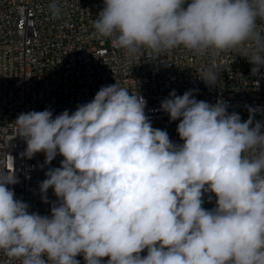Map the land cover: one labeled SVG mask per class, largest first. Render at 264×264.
I'll use <instances>...</instances> for the list:
<instances>
[{
  "label": "clouds",
  "instance_id": "9594fccd",
  "mask_svg": "<svg viewBox=\"0 0 264 264\" xmlns=\"http://www.w3.org/2000/svg\"><path fill=\"white\" fill-rule=\"evenodd\" d=\"M92 35L108 39L132 66L183 47L209 58L198 76L217 81L216 58L234 51L264 67V0H103ZM53 18L62 0H50ZM146 101L117 83L69 113H21L14 132L24 155H57L40 191H54L51 215L30 213L0 169V253L7 264H264V123L173 90L160 108L179 120L174 144L153 128ZM213 193L216 206L202 205ZM47 203L46 196L43 197ZM211 199V198H210ZM147 250L146 255H141Z\"/></svg>",
  "mask_w": 264,
  "mask_h": 264
},
{
  "label": "built area",
  "instance_id": "2783aa9c",
  "mask_svg": "<svg viewBox=\"0 0 264 264\" xmlns=\"http://www.w3.org/2000/svg\"><path fill=\"white\" fill-rule=\"evenodd\" d=\"M49 3L0 0V169L15 171L18 183L8 187L16 199L29 205L30 213L51 215L58 199L51 188L42 194L40 184L47 171L61 166L63 157L57 155L46 164L43 152L30 159L24 155L25 140L13 138L14 121L21 113L47 109L53 117L65 110L71 114L78 105L90 102L102 86L117 83L145 99L152 127L167 131L177 145L183 143L177 132L179 122L171 121L160 108L173 90L176 95L192 90L198 101L213 105L222 100L227 112L238 113L242 121L248 120L249 108L258 109L254 122L264 123V67L252 73L254 65L246 57L223 52L216 58L217 81L208 85L198 74L209 58L183 47L156 60L142 53L140 61L130 66L110 40L92 35V22L103 9V0H62L59 18L52 17ZM258 23L264 25V21ZM202 198L205 209L215 208L213 193ZM146 254L147 250L141 253ZM76 259L85 264L83 255ZM7 260L0 253V264Z\"/></svg>",
  "mask_w": 264,
  "mask_h": 264
},
{
  "label": "bare ground",
  "instance_id": "6f19581e",
  "mask_svg": "<svg viewBox=\"0 0 264 264\" xmlns=\"http://www.w3.org/2000/svg\"><path fill=\"white\" fill-rule=\"evenodd\" d=\"M174 122H180L179 120H176V121H174Z\"/></svg>",
  "mask_w": 264,
  "mask_h": 264
}]
</instances>
